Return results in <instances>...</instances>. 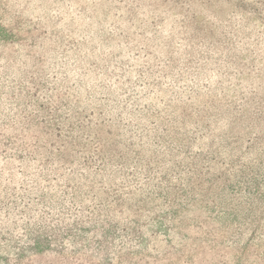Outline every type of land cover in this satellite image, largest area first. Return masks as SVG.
Listing matches in <instances>:
<instances>
[{
	"label": "rangeland",
	"instance_id": "rangeland-1",
	"mask_svg": "<svg viewBox=\"0 0 264 264\" xmlns=\"http://www.w3.org/2000/svg\"><path fill=\"white\" fill-rule=\"evenodd\" d=\"M103 15L111 31L75 83L30 82L33 151L0 141V187L39 181L81 207L0 233V264H264L260 8L118 0ZM33 16L0 0V46L43 47L63 31Z\"/></svg>",
	"mask_w": 264,
	"mask_h": 264
},
{
	"label": "clouds",
	"instance_id": "clouds-1",
	"mask_svg": "<svg viewBox=\"0 0 264 264\" xmlns=\"http://www.w3.org/2000/svg\"><path fill=\"white\" fill-rule=\"evenodd\" d=\"M116 2L118 0H6L10 10H24V15L35 13L33 18L41 19L50 29L63 30L43 47L0 46V141H11L17 154L32 152L39 137L38 130L29 124L36 114L30 97L33 90L30 82L75 83L74 77L85 71L86 62L94 59L96 52L101 50L100 38L111 31L104 23L103 13ZM249 3L256 4L264 15V0H249ZM81 9L87 11L81 13ZM85 16H91V21H85ZM8 25L9 21H0L3 28ZM100 29L105 31L98 37ZM61 37L65 38L63 42ZM73 38H86L87 48L78 50L77 46L69 45L68 40ZM6 39V36H0V45ZM79 78L88 79L84 75ZM13 187L16 195H13ZM42 192L48 194L44 203H40ZM74 203L71 196L63 195L62 190L45 188L39 181H30L21 192L18 180L6 178L0 187V233L19 238L33 225L39 226L57 217L66 220L81 207L78 203L74 207Z\"/></svg>",
	"mask_w": 264,
	"mask_h": 264
}]
</instances>
